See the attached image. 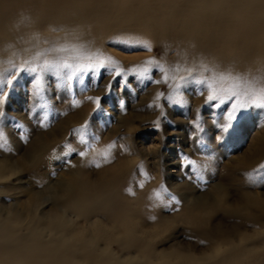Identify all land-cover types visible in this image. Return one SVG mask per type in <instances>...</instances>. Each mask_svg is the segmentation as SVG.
I'll return each instance as SVG.
<instances>
[{
  "label": "rangeland",
  "instance_id": "1",
  "mask_svg": "<svg viewBox=\"0 0 264 264\" xmlns=\"http://www.w3.org/2000/svg\"><path fill=\"white\" fill-rule=\"evenodd\" d=\"M148 10L152 13L156 9ZM217 11L212 7L208 12L212 16ZM213 19L214 22L219 20L215 16ZM153 21L160 23L159 18H153ZM32 27L27 22L22 32L20 27L11 28L16 37L10 44L0 40V70L24 67L25 61L38 54L43 59L42 54L52 47L67 50L50 53L49 60L58 55L82 54V47L63 35L64 27L46 23L38 32ZM133 27L137 26L133 24ZM165 38L156 41L144 34L118 33L101 40L99 47L84 54L91 56L93 62L115 61L116 67L126 72L123 79L106 75L101 69L89 74L82 82L74 81L66 91L58 89L56 82L48 77L42 79L38 96L35 82L27 73L21 72L3 88L4 95L0 96V166H4L8 174L0 180V224L11 222L16 214L21 215L23 225H28L34 218L40 220L39 234L49 240L51 232L41 222L57 212L65 217L72 230L91 229L89 222H78L75 215L64 208V194L68 192L71 180L79 178L80 169L95 181L102 174L103 165H115L118 156H122L136 162L130 175L121 183V193L133 203L137 237L149 245L146 249L164 253L177 250L201 258L209 254L210 249L218 250L227 246L226 243L239 245V250L255 245L248 258H242L244 252L240 251L238 255L242 260H237L238 263L233 260L234 250L222 253L221 260L224 264H264V220L258 219L261 215L264 217V209L258 211L250 207L248 212L243 211L240 199L247 192L264 202V164L250 168L243 166L244 159L251 154L254 140L264 134V110L251 109L233 130L221 134L218 128L222 122L220 116L231 102L213 108L206 104L208 91L199 95L198 86L191 83L184 86L190 77L208 82H213L215 77L213 87L225 89L235 83L233 79L228 80L231 76L242 75L255 81L256 73L264 72V57L246 60L254 69L250 65L243 67L244 62L240 63L235 57V52L237 49L241 52V48L217 45L214 48L216 54L197 58L196 54L187 52L186 57L183 55L184 48L188 49L185 44L173 36ZM191 45L197 47L193 42ZM150 60L152 64L146 63ZM155 62L165 68L166 81L165 73L155 70ZM145 67L151 70L153 80L161 82L141 81L130 71ZM221 76L224 79L221 80ZM254 85L256 89L260 88L256 82ZM88 97L102 98V111H98L95 100ZM40 103H46L47 107L41 109ZM45 113L47 118L42 119ZM86 124L89 132L99 138L94 143L91 136L88 138L91 147H86L74 135V130ZM109 145L114 147L109 148ZM79 152L85 155H78ZM105 153L110 154L106 162ZM87 157L92 160L88 161ZM11 171H16L17 175L9 178ZM165 188L180 201L179 204L168 200ZM220 189L228 193L225 205L210 217L213 232L208 230L209 236H206L201 229L184 220L186 208L203 198L210 199L212 205ZM157 193L162 199L157 198ZM235 210L238 212L232 214ZM197 211L208 218L206 212ZM250 215L252 221L244 225L245 218ZM157 218L168 221L172 228L161 234L153 233L152 226ZM92 221L108 225L106 220L102 222L95 218ZM257 221L262 225H256ZM27 228H21L22 235L29 233ZM257 233H260L256 235L259 237L250 242L241 241L243 236L253 237ZM103 244H100L101 248L105 247ZM110 250L116 258L124 259L117 247Z\"/></svg>",
  "mask_w": 264,
  "mask_h": 264
},
{
  "label": "bare ground",
  "instance_id": "2",
  "mask_svg": "<svg viewBox=\"0 0 264 264\" xmlns=\"http://www.w3.org/2000/svg\"><path fill=\"white\" fill-rule=\"evenodd\" d=\"M154 1L151 4L147 0H0V40L5 44L14 42L16 36L11 28L20 27L22 32L27 22L32 24L34 32H38L44 24L51 23L56 27H64L63 35L81 46L83 55L91 48L99 47L101 40L121 33L144 34L156 41L173 36L188 47L184 48L183 55L186 57L187 52L196 54L197 58L216 54L214 48L217 45L229 49L241 48V52L237 49L235 57L240 59V63L244 62L243 67L250 65L247 62L250 59L264 57V0ZM212 7L219 10L212 15L219 19L216 22L208 12ZM148 8L160 11L151 13ZM153 18H159L160 23H155ZM133 24L137 27L134 28ZM174 27L176 29L173 30ZM207 31L211 33L207 34ZM192 42L197 47L192 48ZM19 48L24 51L23 47ZM249 67L254 69L253 64ZM232 77L228 80H232ZM253 79L260 88L264 87V72L258 71ZM254 142L250 156L244 159L245 168L264 164V134L259 135ZM87 160L92 158L87 157ZM117 161L115 165L111 162L103 165L102 174L95 181L80 169L79 178L71 180L68 192L64 194V208L72 212L78 222H89L91 229L74 231L65 217L55 212L41 222L51 232V239L45 240L38 232L40 220L33 218L28 225H23L21 215L16 214L11 222L0 224V264H224L225 261L221 260L224 252L236 251L233 257L236 262L241 259L238 255L240 251L244 252L242 258H248L247 255L254 252L255 245L239 250V245L235 243H226L223 249H210L211 252L201 258L184 255L177 250L164 253L146 249L149 245L143 244L137 237L138 223L135 222L133 203L121 193V183L130 175L136 162L135 159L122 156H118ZM7 174L6 168L0 166V180ZM16 175V171H11L9 178ZM227 194V190H218L212 205L210 199L205 198L194 202L186 208L184 220L207 236L208 230L212 229L213 232L210 217L225 205ZM240 199L242 210L248 212L250 207L258 211L264 209V202L257 195L246 192ZM197 210L209 214L208 218ZM95 218L102 222L108 221V225L106 222L103 223L105 226L94 223L92 220ZM251 218V215L245 218L244 225L245 222H251ZM258 219L261 221L264 217L261 215ZM256 225L262 224L257 221ZM26 226L29 227V233L22 235L21 228ZM171 228L168 221L157 218L152 231L161 234ZM256 235L260 233L253 237L243 236L241 241H251L259 237ZM101 243H104V248H101ZM112 247H117L124 259L116 258L110 250Z\"/></svg>",
  "mask_w": 264,
  "mask_h": 264
},
{
  "label": "snow or ice",
  "instance_id": "3",
  "mask_svg": "<svg viewBox=\"0 0 264 264\" xmlns=\"http://www.w3.org/2000/svg\"><path fill=\"white\" fill-rule=\"evenodd\" d=\"M66 50V48L52 47L47 49L42 54L44 57L43 59H41L40 55L38 54L36 57H33L32 60L25 61L24 67L13 66L14 70H0V96L4 95L3 88L11 84L21 72L27 73L35 82L37 85L38 96H40L41 92L40 86L42 79L46 80L48 77H51V79L56 82L58 89L67 91L71 88L74 81L82 82L89 76V74H95L101 69L104 70L106 75H112L121 79H123L126 74L125 71L116 67V62L113 60H109L107 63H105L103 60H96L93 62L91 56H85L83 54L73 57L58 55L51 60L47 59V56L50 53H61ZM145 50L148 49L145 48ZM82 61L88 62L85 63ZM146 63L152 64L153 61L150 60ZM155 70L159 73H165L164 80H167L166 70L159 62H155ZM130 71L133 72L136 78L141 81L147 79L153 83L161 82L160 80H153L152 76L150 75L151 70L149 68H133ZM173 71H175V69H173ZM93 79H95L94 75ZM222 79H224L223 76H221V80ZM232 79L235 81V83L231 88L228 89H225L224 87H213L215 77L213 78V82L201 80L197 77H190L189 80L185 81L184 85L187 87L189 83H191L193 86H198L199 90L197 94L199 95H203L205 91H208L209 94L206 98V104H210L213 108H220L225 103L231 102L229 103L228 109H226L220 116V120L222 122L218 124V128L221 134H228L230 130H233L237 123L246 118V115L251 109L256 108L264 110V87L256 89L254 87L255 81H249L246 77H242L240 75H236L232 77ZM177 87L179 88L180 85H177ZM108 88L109 90L111 89V84L108 85ZM88 99H94L98 111H102L100 109V101L102 98L88 97ZM168 99L172 101L173 98L169 97ZM75 103L79 104V100H76ZM176 103H179V101H176ZM38 106L41 109L47 107L46 103H40ZM46 118L47 113H45L42 119ZM74 135H77L80 142L86 147L92 146L88 139L90 136L93 138V143L95 140L99 139L95 136V133L89 132L87 124L79 129L74 130ZM112 147H114V145H109V148ZM77 154L81 156L85 155L84 152H79ZM104 158L105 160H109V153H105ZM181 167L183 168L184 165L182 164ZM191 170L192 169L189 168V171ZM164 192L167 193L169 201H175L176 204L180 203V201L176 200L172 193L167 192L166 188L164 189ZM157 198L162 199L160 193H157Z\"/></svg>",
  "mask_w": 264,
  "mask_h": 264
}]
</instances>
